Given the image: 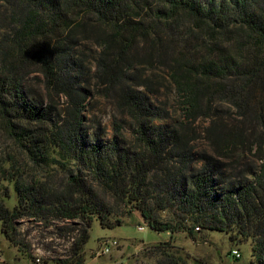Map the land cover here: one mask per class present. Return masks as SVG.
Wrapping results in <instances>:
<instances>
[{"label": "trees", "instance_id": "1", "mask_svg": "<svg viewBox=\"0 0 264 264\" xmlns=\"http://www.w3.org/2000/svg\"><path fill=\"white\" fill-rule=\"evenodd\" d=\"M0 7V128L18 151L0 163L16 194L9 208L0 191L10 241L21 244L24 216L79 219L81 262L94 217L114 227L138 210L153 229L192 239L236 231L252 239L251 264H264V163L250 160L264 157V0ZM162 89L176 117L156 102ZM98 97L116 111L111 133L93 119ZM172 241L152 246L161 263L188 264Z\"/></svg>", "mask_w": 264, "mask_h": 264}, {"label": "rangeland", "instance_id": "2", "mask_svg": "<svg viewBox=\"0 0 264 264\" xmlns=\"http://www.w3.org/2000/svg\"><path fill=\"white\" fill-rule=\"evenodd\" d=\"M155 100L169 110L171 117L178 115L180 106L170 89H162ZM93 102V119L101 123L106 133H111L113 115L116 112L113 105L99 97ZM201 123L208 124L204 120ZM10 153L18 155L13 143L0 128L1 164ZM250 160L259 168L264 163V157L259 155ZM20 161L24 164V157L21 156ZM56 172V183L62 182L63 172L58 169ZM253 178L254 175H251V179ZM0 191L10 192L5 201L9 208H13L16 204L13 185L3 180ZM162 215L165 216L166 212ZM15 226L17 241H21V244L10 241L0 223V264H162L160 260L165 257L157 254L152 246L170 239L176 246L170 250L186 258L188 264H251L254 260L252 239L233 237V234L237 235L236 231L228 233L205 229L198 231L196 239H192L186 232L172 234L168 230L153 229L138 210L122 217L121 223L114 227H105L98 216L94 217L89 240L81 250V262L71 251L77 238V229L84 226L81 220H46L24 216L16 221ZM139 227H143V230ZM105 240H116L119 245L110 251H104ZM233 249H238L241 255L237 256ZM37 257L41 258L40 262L36 260Z\"/></svg>", "mask_w": 264, "mask_h": 264}, {"label": "built area", "instance_id": "3", "mask_svg": "<svg viewBox=\"0 0 264 264\" xmlns=\"http://www.w3.org/2000/svg\"><path fill=\"white\" fill-rule=\"evenodd\" d=\"M139 229L143 230V227H139ZM103 245L104 251H110L112 248L117 247L119 245V242L116 240H105ZM233 252L237 255L240 256V252L238 249H234ZM36 260L40 262L41 258L37 257Z\"/></svg>", "mask_w": 264, "mask_h": 264}]
</instances>
